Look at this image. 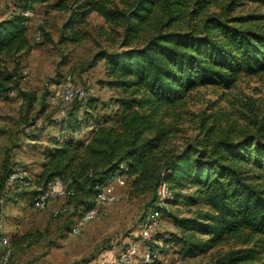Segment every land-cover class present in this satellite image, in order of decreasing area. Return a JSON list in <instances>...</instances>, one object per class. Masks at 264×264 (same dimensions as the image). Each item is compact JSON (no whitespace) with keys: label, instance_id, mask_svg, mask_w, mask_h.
I'll return each mask as SVG.
<instances>
[{"label":"trees","instance_id":"16d2710c","mask_svg":"<svg viewBox=\"0 0 264 264\" xmlns=\"http://www.w3.org/2000/svg\"><path fill=\"white\" fill-rule=\"evenodd\" d=\"M19 1L21 9L49 3L68 12L63 31L71 35L61 40H79L74 26L92 11L122 29L120 49L94 56L104 61L107 84L121 92L114 113L94 119L85 135L77 136L82 123L76 112L66 111L61 134L43 151L36 184L58 177L67 186L64 197L84 211L109 179L125 175L131 194L154 188L151 208L167 213L155 197L162 176L173 190L165 203L191 212L173 216L180 235L170 238L183 253L197 255L232 241L234 247L213 264H264V120L255 119V130H242L236 137L230 130L215 135L207 124L200 137L174 150L166 147L173 127L163 111L199 86L229 88L240 73L264 71V30L205 13L204 2L211 0H194L192 8L187 0H124L121 7L111 0ZM252 1L264 5V0ZM28 19L18 11L0 18V99L16 90L31 104L35 97L19 90L15 72L3 61V56L31 50ZM84 100L89 107L96 104L92 96ZM36 132L26 138L36 140ZM9 164L6 153L2 188ZM27 192L32 196L34 190Z\"/></svg>","mask_w":264,"mask_h":264},{"label":"rangeland","instance_id":"374dc122","mask_svg":"<svg viewBox=\"0 0 264 264\" xmlns=\"http://www.w3.org/2000/svg\"><path fill=\"white\" fill-rule=\"evenodd\" d=\"M123 1L111 3L121 7ZM193 1L187 0L189 8L194 6ZM19 2L0 0V18L21 9ZM204 4L205 13L264 30V5L260 2L211 0ZM29 10L27 37L31 50L3 56L6 66L16 74L19 90L35 97L29 104L23 94L14 90L8 99H0V232L11 248L5 264H112L119 250L129 245L139 251L145 247L153 250L155 264H213L234 243L228 241L197 255L183 253L180 244L170 238L180 235L173 216L191 214L183 205L162 203L168 212L162 213L159 225L144 226L154 188L135 195L129 192L126 183L122 186L115 183L117 199L106 207L104 215L83 224L77 234L70 230L83 212L80 204L56 197L45 208L37 209L31 205L27 192L30 188L22 192L6 184L2 188L1 166L6 153L10 170L23 164L36 182L44 149L61 134L59 124L63 116L54 95L66 77H70L74 89L84 90V97L96 99L93 107L79 96L66 104L65 113L76 112L82 123L74 135L84 136L98 117L110 118L116 109L115 98L121 96L119 89L107 84L104 61L94 59L100 50L120 49V26L106 22L92 11L83 24L74 26L79 40H61L62 36L71 35L63 31L68 12L54 10L49 3H35ZM163 111L164 120L173 127L166 142L168 149L180 150L188 141L200 137L207 124L213 125L215 135L230 130L236 137L242 130L253 131L255 119L264 120V71L240 73L229 88L199 86L184 101L166 106ZM33 131H37V139L28 140L27 134Z\"/></svg>","mask_w":264,"mask_h":264},{"label":"built area","instance_id":"2783aa9c","mask_svg":"<svg viewBox=\"0 0 264 264\" xmlns=\"http://www.w3.org/2000/svg\"><path fill=\"white\" fill-rule=\"evenodd\" d=\"M18 12L30 17L29 9H19ZM14 94V90L10 91V95ZM74 96L84 97L85 92L82 88H75L71 83L70 77H66L61 83L59 90L54 95L55 100L59 106V114L65 115V107ZM127 177L125 175H117L109 179L97 191L94 197V204L88 209L84 210L80 219L71 227L72 234L79 233L81 226L88 221H91L99 216L104 215L105 209L108 205L117 199L115 192V183L122 186L126 183ZM5 184L7 187L17 191L31 189L34 190L31 196L32 207L43 209L48 202L56 197L66 196L68 190L66 183L61 181L58 177H54L43 184H36L32 173L23 165L16 164L9 171ZM155 197L157 205L165 203L173 197V190L170 188L168 182L161 176L155 187ZM162 212L157 208H151L145 213L144 226L149 228H156L161 220ZM0 264H5L11 254L9 241L5 236L0 237ZM156 254L153 250L145 247L139 251L134 245L119 250L112 264H155Z\"/></svg>","mask_w":264,"mask_h":264}]
</instances>
